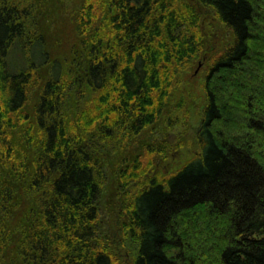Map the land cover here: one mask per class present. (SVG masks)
Instances as JSON below:
<instances>
[{"label": "trees", "instance_id": "16d2710c", "mask_svg": "<svg viewBox=\"0 0 264 264\" xmlns=\"http://www.w3.org/2000/svg\"><path fill=\"white\" fill-rule=\"evenodd\" d=\"M195 1L229 32L210 61L197 152L168 177H148L151 154L138 156L122 173L123 223L134 264H264V1ZM173 6L84 0L75 57L85 78L71 81L51 62L34 0H0L1 160L14 158V132L40 94L43 138L28 187L41 194L40 214L23 251L32 264H120L100 237L103 143L121 145L124 133L130 142L154 124L178 74L201 57L199 12ZM13 200L0 175V240Z\"/></svg>", "mask_w": 264, "mask_h": 264}, {"label": "rangeland", "instance_id": "374dc122", "mask_svg": "<svg viewBox=\"0 0 264 264\" xmlns=\"http://www.w3.org/2000/svg\"><path fill=\"white\" fill-rule=\"evenodd\" d=\"M163 1L171 6L174 4L177 12L188 4L199 12L203 32L202 55L195 64L187 65L178 74L166 107L154 124L147 126L130 142L128 134L124 133L121 135V145L115 147V143L109 144L110 146L103 143L102 168L106 186L100 201L102 221L100 237L112 251L116 249L119 251L117 253L120 264H134L138 250L137 243L125 230L126 223H123L127 222L129 217L126 211H123L122 200L125 198L123 195L120 196L122 173L138 156L145 157L146 154H151L152 164L148 177L157 175L168 177L195 156L197 144L194 132L207 102L204 85L210 71V61L229 43V32L216 21L213 13L199 8L195 0ZM34 2L40 33L44 36L51 62L59 61L69 80L84 79V72L82 73L77 65L80 57H75V54L81 51L82 39L78 35L77 25L81 16V3L84 0H34ZM260 4L257 2L259 10ZM48 68L40 71L45 78L43 81L48 76ZM84 90H87V86ZM88 93L90 94V91ZM39 95L38 90L33 91L30 105L25 110L29 122L14 132V158L8 162L0 159L3 185L14 192L11 213L3 220L0 240L3 253L0 264H32L23 256V251L26 250L28 232L40 214L38 202L41 194L28 191L35 173L38 148L43 138L35 116ZM68 105L72 109V115L67 120L69 124L76 119L75 102L70 101ZM236 127L238 128L237 125Z\"/></svg>", "mask_w": 264, "mask_h": 264}]
</instances>
